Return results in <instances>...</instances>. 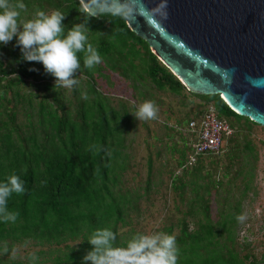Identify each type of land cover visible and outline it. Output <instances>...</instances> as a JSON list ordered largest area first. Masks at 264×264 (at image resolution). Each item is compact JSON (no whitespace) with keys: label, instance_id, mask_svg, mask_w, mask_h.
<instances>
[{"label":"trees","instance_id":"obj_1","mask_svg":"<svg viewBox=\"0 0 264 264\" xmlns=\"http://www.w3.org/2000/svg\"><path fill=\"white\" fill-rule=\"evenodd\" d=\"M23 2L27 7L21 12V20L33 18L37 10H59L66 16V28L89 20L88 40L98 50L104 66L100 63L93 69L85 68L81 53V70L74 77L80 83L72 89L55 90V78L45 72L42 64L23 60L20 48L15 46L16 38L0 45V182L16 174L25 187L23 194L13 193L8 200L9 211L18 213L16 221H0V264H82L83 257L92 250L87 240L100 228L116 234L114 246H126L116 226L117 215L119 222L123 215L121 204L129 197V192L122 194L121 190L122 173L129 167L125 151L132 115L126 103H120L119 110L97 89V78L103 76L104 69L131 81L134 90L139 89L137 84L150 86L149 80L158 91L181 97L186 106L191 97H198L209 107L201 111L204 114L212 107L218 118L234 129L226 140L230 145L226 155L229 165L221 177L232 184L240 176L241 171L230 176L239 158L236 128L243 123L251 130L256 124L232 111L220 95L188 92L149 45L129 29L126 19L113 14L93 17L79 0ZM30 79L33 82L29 84ZM82 93H86V99ZM146 94L139 92L140 97ZM132 109L136 111L135 106ZM20 116L23 121H19ZM197 116L189 113L177 122L191 136V142L181 137V146L174 143L168 147L173 155L179 154L177 165L184 171L182 177H171V187L182 190L181 199L190 190V209L183 219L165 220L158 231L175 235L183 256L177 264H264L248 262L249 256L240 258L236 249L241 200L229 203L230 197L224 198L217 221L212 220L209 200L213 190L219 194L224 182L216 179L215 169H207V165L215 167L220 154L201 156L190 163L197 136L189 130V123L202 117ZM167 129L176 131L174 127ZM149 166L152 169L151 160ZM198 214L202 218L192 229L185 217ZM15 244L39 248L34 253L37 259L32 255L25 261L13 259L9 255Z\"/></svg>","mask_w":264,"mask_h":264},{"label":"rangeland","instance_id":"obj_2","mask_svg":"<svg viewBox=\"0 0 264 264\" xmlns=\"http://www.w3.org/2000/svg\"><path fill=\"white\" fill-rule=\"evenodd\" d=\"M101 65L104 66L103 62ZM32 82V79L28 80L29 84ZM147 82L150 86L137 84L139 89L134 90L131 81L107 69L103 70V76L97 78V89L110 98L112 106L121 110L120 103L124 102L132 115V127L126 136L128 149L125 151L129 167L122 173L121 190L122 194L129 192V197L126 203L121 204L124 214L120 217V222L117 215L119 223L117 222L116 226L121 242L130 240L138 232H158L165 220L183 219L185 213L189 211V201L192 198L190 190H186L181 199L179 194L182 190L175 191L171 187V177L173 175L182 177L184 171L177 165L179 154L173 155L168 147L174 143L181 146V137L191 142V136L184 129H180L177 122L189 113L193 116L197 113L198 119L204 114L201 111H207L209 108L205 107L198 97H191L186 106L181 97L158 91L149 80ZM139 92L147 94L140 97ZM144 101L155 103L158 109L156 119L145 121L135 117L133 106L137 109ZM23 119L22 116L19 117V121ZM241 125L236 128L237 132L234 135L239 143V158L230 171V176L241 171L235 182L228 184V178L221 177L225 167L229 165L226 156L230 149L229 141H225V149L220 153L218 164L215 167L207 165V169H215L216 179L224 182L219 194L215 190L212 192V198L209 200L210 211L212 220L217 221L224 198L230 197L229 203L241 200L240 217L243 219H239L236 227V249L240 258L249 256L248 262L264 261V127L251 125L252 129L248 130L243 123ZM169 127H174L176 131H169L167 129ZM246 145H249V149L245 148ZM150 160L153 164L152 169L149 166ZM204 181L207 182L208 179L200 182ZM133 205L138 207L137 211L132 210ZM185 218L190 227L195 229L202 215L198 214L195 217L187 215ZM121 225L125 227L122 228ZM38 250L39 248L32 246L23 247L15 244L9 256L15 260L25 261L27 256ZM182 257L179 252L178 259Z\"/></svg>","mask_w":264,"mask_h":264},{"label":"water","instance_id":"obj_3","mask_svg":"<svg viewBox=\"0 0 264 264\" xmlns=\"http://www.w3.org/2000/svg\"><path fill=\"white\" fill-rule=\"evenodd\" d=\"M79 1L96 18L126 4L129 29L188 92L264 127V0Z\"/></svg>","mask_w":264,"mask_h":264},{"label":"clouds","instance_id":"obj_4","mask_svg":"<svg viewBox=\"0 0 264 264\" xmlns=\"http://www.w3.org/2000/svg\"><path fill=\"white\" fill-rule=\"evenodd\" d=\"M26 7L23 0H0V45H7L16 38L15 46L20 48L23 60L42 64L45 72L55 78V90L72 89L80 83L74 78L81 70L79 54H83V65L87 69L102 63L98 50L88 40L89 20L66 28L63 23L66 16L59 10H37L33 18L21 20V12ZM112 14L127 20L131 10L126 4L117 3ZM82 98H87L86 93H82ZM157 112L153 101H144L133 114L138 120L147 121L156 119ZM24 192V183L16 174L0 182V221H16L18 213L9 211L8 200L13 193ZM115 240L116 234L111 229H95L87 240L92 250L83 257L82 264H177L179 249L175 235L163 231L138 232L124 247L114 246ZM4 252H8L7 247ZM31 257L37 259L34 254Z\"/></svg>","mask_w":264,"mask_h":264},{"label":"built area","instance_id":"obj_5","mask_svg":"<svg viewBox=\"0 0 264 264\" xmlns=\"http://www.w3.org/2000/svg\"><path fill=\"white\" fill-rule=\"evenodd\" d=\"M189 130L197 136L194 152L190 158L191 164L201 156L220 154L227 137L234 133L233 127L227 121L219 119L212 107L200 120L191 121Z\"/></svg>","mask_w":264,"mask_h":264},{"label":"crops","instance_id":"obj_6","mask_svg":"<svg viewBox=\"0 0 264 264\" xmlns=\"http://www.w3.org/2000/svg\"><path fill=\"white\" fill-rule=\"evenodd\" d=\"M135 207H136V206L133 205V209H132L133 211H137V210L135 209ZM122 226H123V225H121V227H122ZM122 228H123V227H122Z\"/></svg>","mask_w":264,"mask_h":264}]
</instances>
